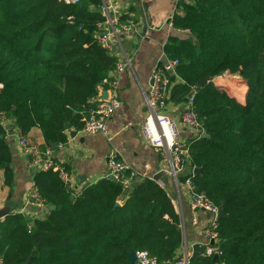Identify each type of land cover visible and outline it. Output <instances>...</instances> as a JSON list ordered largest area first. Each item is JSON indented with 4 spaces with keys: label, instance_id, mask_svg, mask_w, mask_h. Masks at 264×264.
Masks as SVG:
<instances>
[{
    "label": "trees",
    "instance_id": "obj_1",
    "mask_svg": "<svg viewBox=\"0 0 264 264\" xmlns=\"http://www.w3.org/2000/svg\"><path fill=\"white\" fill-rule=\"evenodd\" d=\"M80 5L0 0V111L25 135L40 128L49 145L83 126L99 83L116 64L94 39L104 17ZM174 25L195 38L173 37L165 48L180 61L177 100L225 70L248 86L244 103L213 81L199 85L194 99L207 134L189 141L190 166L201 169L195 189L227 217L217 228L219 258L202 255L206 246L197 245L191 264H264V0H196ZM5 135L0 128V169L12 185ZM35 186L56 208L34 221L22 213L0 218L4 264H136L130 253L139 249L162 263L182 254L181 215L152 178L138 181L123 201L124 186L109 178L76 192L49 169L36 174Z\"/></svg>",
    "mask_w": 264,
    "mask_h": 264
},
{
    "label": "crops",
    "instance_id": "obj_2",
    "mask_svg": "<svg viewBox=\"0 0 264 264\" xmlns=\"http://www.w3.org/2000/svg\"><path fill=\"white\" fill-rule=\"evenodd\" d=\"M87 1L89 11L100 13L98 9L100 0L98 3L92 0ZM82 3H85L84 0ZM187 4L185 1L177 2L176 0H116L119 17L122 21L131 19L136 24L137 32L127 35L121 31V42L112 51L116 62L126 58L131 59V67L120 78L119 95L122 106L109 120L108 135L78 133L76 137H72V131L78 129L71 127L66 132V140L56 143V148L54 143L49 145L46 142L38 127L32 128L26 136L41 151L47 149L53 151L56 163L64 167L71 176L76 192L104 178L108 158L112 153L117 154L139 173V178L134 185L145 177L154 179L156 174L162 172L166 181L162 179L156 181L159 184L164 182L165 185H160L172 198L181 215L183 245H186L189 252L193 253L195 246H206L208 243L205 229L210 224L211 215L202 209L192 207L191 190L185 183L192 168L188 165L185 175L176 182L166 172L167 163L162 153L146 142L141 131L147 114L143 91L150 87L154 69L174 59L171 54L166 53V45L173 37L181 39L190 37L178 32L168 23L171 15H174V19L176 16H183ZM172 77H175V81L170 88L164 112L175 121L181 139L189 142L193 132L184 128L181 122L184 111L189 108V103L186 100L187 97L183 100H177L174 97V86L181 83L182 78L177 75V72ZM213 83L219 90L226 91L238 101L242 103L246 101L248 86L240 76L232 74L224 79H214ZM108 88L106 85L105 89ZM91 104L92 107L95 105L92 101ZM5 124L7 128L15 127L11 118ZM13 128H10L9 133L5 135L12 152L10 162L13 174L12 185L6 183L5 169H0V211L7 209L8 214L22 213L31 221L44 219L49 213V204L27 203L28 195L35 183V176L41 170L31 165L29 155L22 152L18 136L13 134ZM134 185L124 187L122 201ZM5 217L1 219L4 220Z\"/></svg>",
    "mask_w": 264,
    "mask_h": 264
},
{
    "label": "built area",
    "instance_id": "obj_3",
    "mask_svg": "<svg viewBox=\"0 0 264 264\" xmlns=\"http://www.w3.org/2000/svg\"><path fill=\"white\" fill-rule=\"evenodd\" d=\"M66 3L80 4L83 0H60ZM177 2L185 1L188 4H194L196 0H176ZM99 11L104 20L97 24L99 29L94 33V39L99 45L108 51H113L121 42L120 32L132 35L137 32L136 24L131 19L122 21L117 13L116 0H100ZM71 18L69 17V20ZM170 26L177 29L178 32L185 36H191L190 28H180L174 25V15L168 18ZM180 63L178 59L167 61L164 65L157 66L151 76V84L147 90L143 91L147 114L143 121L141 131L148 144L160 151L166 160V172L174 178L176 182L185 175V170L190 165V142L184 141L179 135V129L175 121L164 112L166 108L168 94L173 84L172 76L176 72V67ZM131 67V59L116 62L114 69L105 76L99 83L97 95L92 99L95 103L89 110V114L84 118L83 126L77 130L81 134H109V120L121 108L122 102L119 95L120 78L124 72ZM232 75L228 70L218 74L214 78H209L208 82L214 79H224ZM108 89H105V86ZM2 85H0V88ZM199 90V84L192 86L190 95L188 96L189 108L182 115V126L190 129L192 139L200 138L205 132L202 122L199 120L194 109V99ZM103 91H107V97H103ZM9 120L8 115L4 111H0V128L5 130V134L9 133L10 127L5 124ZM16 127V128H15ZM14 132L18 136V143L25 155H29L31 165L38 167L41 171L53 169L58 171L64 184L71 190L74 185L71 182V176L64 167H60L54 157L53 151L47 149L41 151L29 138L23 134L21 129L15 126ZM60 146H62L60 144ZM196 175L194 168L190 171L185 179V183L189 186L192 207L202 209L211 215L210 224L205 229L207 238L206 250L202 255L215 254L220 256L222 251L218 244L219 232V207L214 205L203 193H199L195 189L193 176ZM113 176V180L119 182L124 187L132 186L139 178V173L133 169L129 163L121 159L117 154L109 155L107 169L104 178ZM163 186L164 182H160ZM44 203L38 188L34 185L28 195L27 203ZM137 257L136 264H191L192 254L186 245L182 246V254L176 259H171L160 263L159 259L144 249L135 250ZM0 264H4L3 258L0 256Z\"/></svg>",
    "mask_w": 264,
    "mask_h": 264
},
{
    "label": "water",
    "instance_id": "obj_4",
    "mask_svg": "<svg viewBox=\"0 0 264 264\" xmlns=\"http://www.w3.org/2000/svg\"><path fill=\"white\" fill-rule=\"evenodd\" d=\"M80 6H82V4H81ZM193 40H194L193 36H190V37H189V41L193 42ZM114 49H115V48H114ZM196 51H197V53L199 54V53L201 52V49H200V48H196ZM209 78H210L209 76H206V77H204L203 79H201V80L199 81V85H200L201 87L205 86V85L208 83ZM172 81H175V77H172ZM103 97H104V98L107 97V91H105V92L103 93ZM186 100L188 101V97L186 98ZM66 126L69 127L70 125L67 124ZM10 128H13V126H11ZM77 135H78V132L75 131V130H73V131H72V137H76ZM206 136H207L206 133H204V134L202 135V137H206ZM1 137H4V135L1 134ZM56 146H57L56 143H54V147H55V148H56ZM36 170H37V168H36ZM200 173H201V169L198 168V167H196V168H195V174L198 175V174H200ZM109 179L113 180V176H109ZM154 179H155V180H160V179L165 180L166 177H163V173H162V172H159L158 174H156V175L154 176ZM165 181H166V180H165ZM71 197L73 198V197H74V194H71ZM118 205H119V204H118ZM49 208H50V210H53V209L56 208V206H55V205H50ZM8 213H9V212H8L7 209H6V210H1V211H0V218L6 216ZM219 217H220L221 219L227 217V214L224 212V210L222 209V207L219 209ZM65 242H66V239H65ZM214 258H215V259H218L219 256H218V255H215ZM130 259H131V262H132V263H136L137 257H136V254H135V251H134V250L131 251V253H130Z\"/></svg>",
    "mask_w": 264,
    "mask_h": 264
},
{
    "label": "rangeland",
    "instance_id": "obj_5",
    "mask_svg": "<svg viewBox=\"0 0 264 264\" xmlns=\"http://www.w3.org/2000/svg\"><path fill=\"white\" fill-rule=\"evenodd\" d=\"M84 2H85L87 5L89 4V2H88L87 0H84ZM215 255H216V254H215ZM215 255H214V256H215Z\"/></svg>",
    "mask_w": 264,
    "mask_h": 264
}]
</instances>
